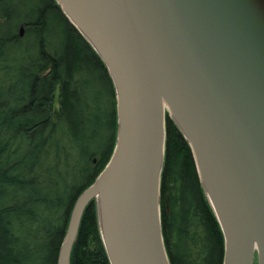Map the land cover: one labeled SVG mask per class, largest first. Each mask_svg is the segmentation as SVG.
Segmentation results:
<instances>
[{"label": "water", "instance_id": "1", "mask_svg": "<svg viewBox=\"0 0 264 264\" xmlns=\"http://www.w3.org/2000/svg\"><path fill=\"white\" fill-rule=\"evenodd\" d=\"M57 2L105 62L118 118L113 154L79 195L58 264H71L93 201L111 264H171L161 219L168 117L221 225L223 264H264V0Z\"/></svg>", "mask_w": 264, "mask_h": 264}, {"label": "trees", "instance_id": "2", "mask_svg": "<svg viewBox=\"0 0 264 264\" xmlns=\"http://www.w3.org/2000/svg\"><path fill=\"white\" fill-rule=\"evenodd\" d=\"M116 107L105 62L57 0H0V264H58L74 205L113 154ZM161 219L171 264H223L221 225L169 117ZM71 264H111L96 201Z\"/></svg>", "mask_w": 264, "mask_h": 264}, {"label": "rangeland", "instance_id": "3", "mask_svg": "<svg viewBox=\"0 0 264 264\" xmlns=\"http://www.w3.org/2000/svg\"><path fill=\"white\" fill-rule=\"evenodd\" d=\"M255 264H258V258H257V256H256V259H255Z\"/></svg>", "mask_w": 264, "mask_h": 264}, {"label": "bare ground", "instance_id": "4", "mask_svg": "<svg viewBox=\"0 0 264 264\" xmlns=\"http://www.w3.org/2000/svg\"><path fill=\"white\" fill-rule=\"evenodd\" d=\"M256 252H257V251H256ZM256 252H255V253H256Z\"/></svg>", "mask_w": 264, "mask_h": 264}]
</instances>
